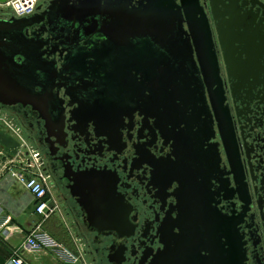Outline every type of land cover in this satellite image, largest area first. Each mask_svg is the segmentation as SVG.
I'll return each instance as SVG.
<instances>
[{"label":"flooded vegetation","instance_id":"1","mask_svg":"<svg viewBox=\"0 0 264 264\" xmlns=\"http://www.w3.org/2000/svg\"><path fill=\"white\" fill-rule=\"evenodd\" d=\"M229 1L240 8L249 2L224 3ZM200 5L219 78L210 74L207 60H200L184 26L195 72L185 79L191 87L189 94L181 93L182 102L175 93L166 104L158 67L153 72L159 81L149 84L150 72L121 65L115 83L100 82L86 70L85 78L62 75L48 85L63 117L62 125L53 124L61 131L50 127L48 136L31 107L0 106L26 129L32 153L90 264H230V258L232 264H264V58L252 75L244 45L235 44V51L226 53V68L208 0ZM43 10L31 16L40 22L27 36L46 43L43 59L55 61L59 75L68 47L48 36L39 17ZM4 14L0 9V20ZM254 22L264 26V17ZM176 76L179 80V71L173 82ZM95 176L111 182L105 192L111 189L112 197L102 207L120 211L118 229L114 217L108 236L88 226L71 197V182Z\"/></svg>","mask_w":264,"mask_h":264},{"label":"water","instance_id":"2","mask_svg":"<svg viewBox=\"0 0 264 264\" xmlns=\"http://www.w3.org/2000/svg\"><path fill=\"white\" fill-rule=\"evenodd\" d=\"M224 1L228 0H208V9L226 68V53L231 54L235 44H242L249 73L255 75L264 58V26L254 20L260 15L264 17L260 10L264 5L249 0L242 1L240 8L237 1H229V4ZM6 2L0 0V5ZM41 9L44 10L39 17L46 21L48 36L60 46L68 47L59 75L56 74V62L48 64L43 59L42 47L46 43L27 36L28 28L40 22L35 16L0 20V106L20 104L31 107L45 123L47 136L50 127L57 128L53 124L62 125L63 122L60 103L52 98L51 86L48 87L62 75L72 80L82 79L87 77L85 71L88 70L100 82L115 83L114 73L121 65H126L127 69L136 66L150 72L149 80H152L149 84H153L159 81L153 72L158 67L164 73L166 104L175 93L180 95L178 98L182 102L181 93L189 94L191 87L185 79L195 72L184 26L190 31L200 60H207L214 79L219 76L212 33L200 0H53L38 7L37 11ZM218 19H221L220 24ZM235 30L244 33L239 35L234 33ZM81 42L84 48H80ZM177 71L180 78L178 80L176 76L173 82ZM91 178L80 184L71 182L70 188L75 189L71 197L86 214L90 228L100 233L109 232L115 229L114 223L111 224L115 217L117 230L120 211L102 207L107 204V197H112L111 189L105 192L111 182L103 176Z\"/></svg>","mask_w":264,"mask_h":264},{"label":"crops","instance_id":"3","mask_svg":"<svg viewBox=\"0 0 264 264\" xmlns=\"http://www.w3.org/2000/svg\"><path fill=\"white\" fill-rule=\"evenodd\" d=\"M32 152L13 118L0 111V264H10L16 255L23 264H59L48 252L33 253L28 249L26 238L36 229L50 234L72 252L81 249L63 207L60 205L59 211L49 219H41L35 214L34 197L16 179L15 175L24 172L26 165L31 168L39 164L32 160ZM49 190L57 201L50 183Z\"/></svg>","mask_w":264,"mask_h":264},{"label":"built area","instance_id":"4","mask_svg":"<svg viewBox=\"0 0 264 264\" xmlns=\"http://www.w3.org/2000/svg\"><path fill=\"white\" fill-rule=\"evenodd\" d=\"M41 1L50 2L53 0H7L5 5H0V9L8 10L12 17L22 19L31 17L38 7H43ZM33 161L36 154L31 155ZM39 165V164H38ZM37 165V166H38ZM26 165L24 172L15 175L18 182L34 197L36 201L35 214L43 220L49 219L59 211L56 199L50 196L49 178L41 169V166ZM32 170H35L32 172ZM28 249L33 253L48 252L52 254L59 264H87L80 252L73 253L53 236L41 230L32 231L25 241ZM10 264H23L16 255Z\"/></svg>","mask_w":264,"mask_h":264},{"label":"rangeland","instance_id":"5","mask_svg":"<svg viewBox=\"0 0 264 264\" xmlns=\"http://www.w3.org/2000/svg\"><path fill=\"white\" fill-rule=\"evenodd\" d=\"M43 3H44V4H43ZM46 3H47V2L41 1L40 4H43V6H45ZM4 12H5V14H4V18H5V19H9V18L12 17V14H11L8 10L5 9ZM8 113H9V111H8ZM8 113L5 112L6 115L11 116V117L14 119V114H13V113H9V114H8ZM6 117H7V116H6ZM7 118H9V117H7ZM14 123H15V125H16L17 131L19 132V134H21V137H22V139L24 140V143H25L26 146H27V139L25 138V134H24L25 131H26V129L20 127V126H19V123H18L17 121H15V120H14ZM26 191H27V190H26ZM27 192H28V191H27ZM73 253L77 254V253L74 252V251H73ZM84 260H85V262H86L87 264H90V263L88 262V258H87V261H86L85 258H84Z\"/></svg>","mask_w":264,"mask_h":264}]
</instances>
